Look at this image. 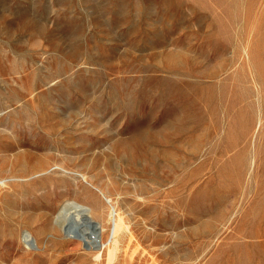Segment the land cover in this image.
I'll use <instances>...</instances> for the list:
<instances>
[{
	"label": "rangeland",
	"instance_id": "374dc122",
	"mask_svg": "<svg viewBox=\"0 0 264 264\" xmlns=\"http://www.w3.org/2000/svg\"><path fill=\"white\" fill-rule=\"evenodd\" d=\"M0 264H264V0H0Z\"/></svg>",
	"mask_w": 264,
	"mask_h": 264
},
{
	"label": "bare ground",
	"instance_id": "6f19581e",
	"mask_svg": "<svg viewBox=\"0 0 264 264\" xmlns=\"http://www.w3.org/2000/svg\"><path fill=\"white\" fill-rule=\"evenodd\" d=\"M71 208H73L74 211H77V213L80 214L82 218L80 222L75 220V217L72 215V211L70 210ZM92 213L93 211L89 207L80 203L69 201L64 205V207H62V210L59 212L58 217L66 219L67 223L65 231H67L68 234L82 238L87 246L92 245L97 247L99 246L97 244V239L98 237H103V233L106 227L102 228L98 221L92 218ZM111 214L112 216L110 220L112 224V230L105 242L106 244H110V242L113 241V248L111 246L109 247L110 253L113 252L114 247L117 246L118 238L115 235L116 232L125 227V223L121 216L117 217L114 212H112ZM28 240L32 241V238L31 240Z\"/></svg>",
	"mask_w": 264,
	"mask_h": 264
},
{
	"label": "built area",
	"instance_id": "2783aa9c",
	"mask_svg": "<svg viewBox=\"0 0 264 264\" xmlns=\"http://www.w3.org/2000/svg\"><path fill=\"white\" fill-rule=\"evenodd\" d=\"M25 240H26V242H30L28 239H27V234H25ZM97 244L100 246L101 244H102V241L99 239V237H98V239H97Z\"/></svg>",
	"mask_w": 264,
	"mask_h": 264
}]
</instances>
